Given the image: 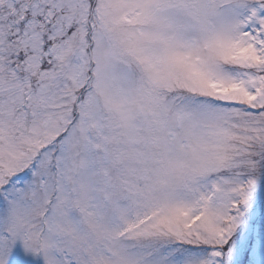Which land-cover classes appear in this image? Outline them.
I'll use <instances>...</instances> for the list:
<instances>
[{
  "label": "snow or ice",
  "instance_id": "snow-or-ice-1",
  "mask_svg": "<svg viewBox=\"0 0 264 264\" xmlns=\"http://www.w3.org/2000/svg\"><path fill=\"white\" fill-rule=\"evenodd\" d=\"M0 264H264V0H0Z\"/></svg>",
  "mask_w": 264,
  "mask_h": 264
}]
</instances>
